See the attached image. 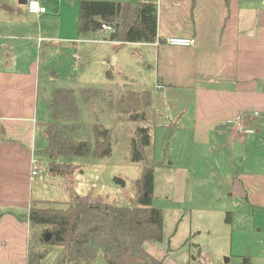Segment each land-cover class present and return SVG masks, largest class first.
<instances>
[{"label":"crops","instance_id":"obj_1","mask_svg":"<svg viewBox=\"0 0 264 264\" xmlns=\"http://www.w3.org/2000/svg\"><path fill=\"white\" fill-rule=\"evenodd\" d=\"M79 1L76 12L71 0H41L46 12H28L37 20L36 36L28 38L23 34L31 31L29 23L18 20L0 0V264H27L32 242L27 213L32 202L41 201L33 196L41 175L31 177L37 124L31 103L38 93L37 75L31 64L13 67L15 58L27 61L22 42L31 41L30 49L33 45L40 49L55 41L75 61L73 55L86 44L136 47L143 65L152 70L151 84L135 89L150 97L144 122L157 120L161 130L178 137L177 142L208 143L228 127L235 137L255 131V139H264V0H134L157 6L154 41L135 43L110 40V32L103 29L80 35ZM19 2L26 6V0ZM53 16L56 24H42ZM168 37H190L194 43L174 46L164 42ZM47 71L57 75L49 65ZM237 118L244 129L253 131H236ZM186 146H178L179 155L188 153ZM176 169L187 171L180 163ZM242 179L240 193L251 205L264 206V175L252 170Z\"/></svg>","mask_w":264,"mask_h":264},{"label":"rangeland","instance_id":"obj_2","mask_svg":"<svg viewBox=\"0 0 264 264\" xmlns=\"http://www.w3.org/2000/svg\"><path fill=\"white\" fill-rule=\"evenodd\" d=\"M3 1L5 8L10 7L18 20L29 23L31 31L23 36H36L33 31L37 20L28 13L26 6L19 0ZM71 1L76 4L77 12L78 0ZM41 21L44 25L56 24L57 18ZM30 43H21L27 61L15 58L13 67L31 64L37 75L38 93L31 107L35 108L37 120L35 159L42 172L41 180L36 178L34 183L35 199L58 204L71 199H89L135 206V181L144 162L131 159L127 140L137 125H145L151 135V143L146 148L149 164L162 161L154 167L152 205L160 208L163 214L162 239L147 241L146 248L164 257L166 264H264V206L251 205L244 193H240L243 192V174L256 170L264 175V139H255L258 135L255 131L238 133L235 137L228 127L208 143H195L192 139L177 142L178 137L173 139L168 129L161 130L157 120L133 121L129 114L117 112L114 105L109 107L110 99L116 100L128 90L140 89L142 83L151 84L152 70L143 65L136 47L122 45L120 49H113L110 45L86 44L77 51L80 56L75 61L68 50L57 48L55 41H47L40 49L34 45L30 49ZM48 65L56 71V76L52 77L51 71H47ZM55 88H72L76 93L83 126L76 139L92 140L94 123L111 129L109 156L63 155L57 158V162L73 165L67 175L69 178L48 170L50 157L44 152L48 145L45 127L50 120V96ZM83 88L109 92L102 95V104L95 107L99 115L97 121L83 103L80 94ZM142 111L144 108L137 113ZM180 144L187 145L184 150L187 154L179 155ZM177 163L185 165L187 171L179 172ZM227 212L231 213V223L225 220ZM38 247L44 249L46 246ZM57 251L56 246L48 247L38 264H52ZM83 264L105 262L98 252L94 261Z\"/></svg>","mask_w":264,"mask_h":264},{"label":"trees","instance_id":"obj_3","mask_svg":"<svg viewBox=\"0 0 264 264\" xmlns=\"http://www.w3.org/2000/svg\"><path fill=\"white\" fill-rule=\"evenodd\" d=\"M226 2L228 0H225ZM157 6L152 1L80 0L77 29L82 36L101 29L109 23L113 31L109 39L125 43L152 42L156 37ZM109 92L97 88H83L81 98L94 121L98 120L95 107L100 98ZM117 112L129 114L133 121L145 120L140 108L149 105L146 91L128 90L116 100L110 99ZM108 105V104H107ZM135 112V113H134ZM50 120L45 127L49 155L48 170L65 175L73 170L70 163L57 162L63 155L95 158L111 154V129L101 124L92 125V140L76 139L82 129L76 93L72 88H55L50 96ZM130 157L143 161L140 176L135 181V206L116 205L89 199H71L58 204L56 201L32 202L27 213L31 227V245L27 264H36L46 254L47 248L58 247L52 264H83L92 262L101 253L105 264H166L164 257L150 252L147 241L162 239V210L152 205L153 172L162 161L149 164L146 148L151 143L147 126L137 125L128 140ZM225 220L231 223V213ZM48 236V237H47ZM46 246L44 249L38 247Z\"/></svg>","mask_w":264,"mask_h":264},{"label":"built area","instance_id":"obj_4","mask_svg":"<svg viewBox=\"0 0 264 264\" xmlns=\"http://www.w3.org/2000/svg\"><path fill=\"white\" fill-rule=\"evenodd\" d=\"M26 7H27V11L31 14L38 15V14L46 12V7L42 4L41 0H26ZM101 29L111 32L113 31V26L109 23H102ZM164 42L170 45H174V46H189L194 43L193 39L190 37H168L164 40ZM73 57L75 59H78L77 54H74ZM253 114L258 115L259 113L255 111ZM234 127H235V130L238 132H241V131L252 132L253 131L251 129H244L243 126L239 122V118H237L234 121ZM33 164L34 165H32L31 177L40 176L41 175L40 173L42 172V167L39 168L38 165L35 164V162ZM208 264H213V263L209 262Z\"/></svg>","mask_w":264,"mask_h":264},{"label":"water","instance_id":"obj_5","mask_svg":"<svg viewBox=\"0 0 264 264\" xmlns=\"http://www.w3.org/2000/svg\"><path fill=\"white\" fill-rule=\"evenodd\" d=\"M217 128L219 129V128H223L222 126H217ZM48 237V236H47Z\"/></svg>","mask_w":264,"mask_h":264}]
</instances>
